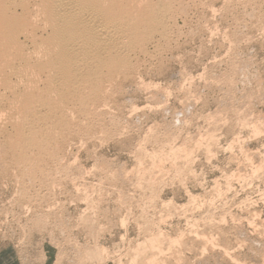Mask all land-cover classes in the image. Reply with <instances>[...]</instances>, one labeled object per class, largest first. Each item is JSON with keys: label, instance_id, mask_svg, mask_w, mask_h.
Here are the masks:
<instances>
[{"label": "rangeland", "instance_id": "1", "mask_svg": "<svg viewBox=\"0 0 264 264\" xmlns=\"http://www.w3.org/2000/svg\"><path fill=\"white\" fill-rule=\"evenodd\" d=\"M170 4L56 117L23 119L0 84V264H264V0Z\"/></svg>", "mask_w": 264, "mask_h": 264}, {"label": "bare ground", "instance_id": "2", "mask_svg": "<svg viewBox=\"0 0 264 264\" xmlns=\"http://www.w3.org/2000/svg\"><path fill=\"white\" fill-rule=\"evenodd\" d=\"M144 2L146 1L143 0V3ZM148 2H150V0L147 1V6H146V3H144V5L146 6L144 9H140L142 5V2H140V0H0V84L6 90L12 91L11 93H13L12 94L13 103L15 102V105L17 104L16 107H18V109H15V110H18L20 115L22 114V118L23 119L26 118V120L28 118H34V117L38 118L39 120H43V121L48 120L49 118L51 119L52 115H55L61 111L62 107H64V104L68 98L72 96L71 99L73 100V95L76 94V91L79 89L78 88L79 86L81 87V86L90 85V88H92L91 87L92 84L93 85L95 84L98 86L99 85L97 84V82L99 81L98 78H101V76H103L101 75V73H103L104 70H107L106 72L108 73L106 74H108L109 76L112 75V73L114 72L121 71L123 68L125 71L126 66H128V64L130 65L128 61V57H127L128 52L133 48L135 49L136 47L142 46V48H144L143 44H145L148 39L150 40V37L154 35L156 31L160 30L159 32H163L165 28V20L169 19V18L168 19H165V18L169 14L170 7H172L170 6L171 0H155V1L151 0L150 3ZM156 44L158 43L156 42ZM42 74L45 76V79L43 80L44 85L41 87V89L40 88L38 89L36 88L37 85H34L36 83L35 82L34 84L32 83L33 81H38L39 75L42 76ZM36 75H38L37 76L38 80H34V78H37ZM13 77H16L17 80H19V81L17 80L16 81L20 82V85L22 84L21 83L22 81L24 82L27 81L25 85H22L24 86V88L22 87V90L20 91L16 90L18 84H16L17 83L16 81L12 80ZM108 80L111 81L110 78ZM111 85H114V84H111ZM73 87L77 88V89L75 88L76 89L75 94L72 93ZM86 87L85 88L82 87L84 89L82 88L81 89L84 91ZM99 87H98V90H99ZM96 88L97 87L95 86L94 89ZM94 89L93 91L96 92L97 89L96 90ZM78 92H81V91H78ZM85 92L86 91H84V93ZM81 93L80 95L79 94L78 95L81 96ZM79 96H77L76 98H78ZM103 97L105 96L102 95V98ZM81 99L78 98V100H81ZM11 101H12V98H11ZM13 103L11 105H13ZM83 103H84V100H83ZM9 105H7V108ZM14 106H11V108ZM2 109H5V108H2ZM65 110H68V109H65ZM19 113L16 115H19ZM78 113H81V111ZM59 115L61 116V114ZM85 115H87V113ZM11 118H14V117H11ZM11 118H9V120ZM68 119L70 120V118ZM6 120H3V121H6ZM16 120L17 119L15 118V121ZM19 121L16 122L17 124L14 122L18 126V128H20L19 133H17L19 135L17 136L16 134L17 137L16 136L15 137L16 139H20L18 137L22 138L24 136L27 139L25 141L28 142L29 139H32L33 137L32 134H33V131L35 130H32V127H29L31 125L28 126V123H26L25 121L20 122L21 125H19ZM40 126L41 125H39V127ZM12 127L13 126H11V128ZM69 128L70 127H68V129ZM14 132L16 133V130ZM11 139H9L11 141L10 144L14 142V140L12 141ZM33 139L35 140V138ZM40 139H43V138H40ZM66 139H68V137ZM16 141L14 143H16ZM17 144H20L19 141ZM13 145L14 144H12L11 146ZM25 153L26 152H24V154ZM17 157H16V160H17ZM30 157L32 156L30 155ZM10 164L11 163H9V165ZM147 243L150 245L149 242ZM157 246H159V244H157ZM153 248H155V246ZM149 249L151 250V248ZM153 258H151V260H153Z\"/></svg>", "mask_w": 264, "mask_h": 264}]
</instances>
